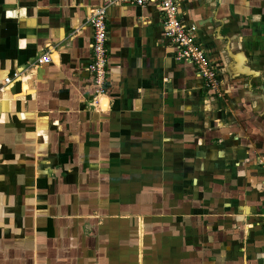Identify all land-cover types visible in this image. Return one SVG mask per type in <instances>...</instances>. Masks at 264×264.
Here are the masks:
<instances>
[{"label":"crops","instance_id":"crops-1","mask_svg":"<svg viewBox=\"0 0 264 264\" xmlns=\"http://www.w3.org/2000/svg\"><path fill=\"white\" fill-rule=\"evenodd\" d=\"M102 1L0 0V264H264V0H178L223 98L155 4L108 10L98 95Z\"/></svg>","mask_w":264,"mask_h":264},{"label":"built area","instance_id":"built-area-1","mask_svg":"<svg viewBox=\"0 0 264 264\" xmlns=\"http://www.w3.org/2000/svg\"><path fill=\"white\" fill-rule=\"evenodd\" d=\"M150 4H155L163 16V29L165 37L176 47V60L193 65L202 79L208 91L214 96L223 98L222 82L218 69L212 64L208 53L200 45L193 26H187L179 11L178 0H103L101 5L91 12L89 24L93 30L92 61L87 71L93 77L94 85L98 95L104 93L107 81L108 68V32H107V12L117 5H131L144 8ZM41 64H49V55L43 57ZM20 78L15 73L13 78L6 79L9 84L13 79Z\"/></svg>","mask_w":264,"mask_h":264}]
</instances>
